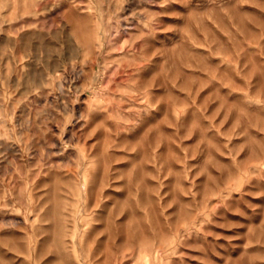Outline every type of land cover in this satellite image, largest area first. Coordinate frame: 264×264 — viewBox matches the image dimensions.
<instances>
[{
    "label": "rangeland",
    "instance_id": "obj_1",
    "mask_svg": "<svg viewBox=\"0 0 264 264\" xmlns=\"http://www.w3.org/2000/svg\"><path fill=\"white\" fill-rule=\"evenodd\" d=\"M0 264H264V0H0Z\"/></svg>",
    "mask_w": 264,
    "mask_h": 264
}]
</instances>
